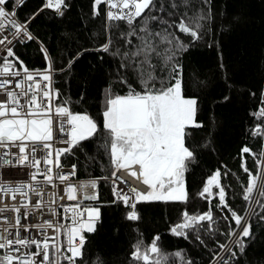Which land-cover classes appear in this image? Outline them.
I'll return each instance as SVG.
<instances>
[{
    "label": "trees",
    "instance_id": "trees-1",
    "mask_svg": "<svg viewBox=\"0 0 264 264\" xmlns=\"http://www.w3.org/2000/svg\"><path fill=\"white\" fill-rule=\"evenodd\" d=\"M65 2L67 8L60 16L55 9L44 7L46 0H24L22 5L10 0L7 6H17V17L27 22L35 40L16 44L14 56L7 60L20 71L22 61L32 72H43L50 61L54 89L59 93L56 105L67 102L65 106L73 113L87 114L97 124L96 133L60 157L62 166L75 165L79 177L99 180V199L94 205L101 220L94 232L85 235L77 264H141L132 258L135 245L142 242L143 250L155 237H159L157 243L167 264H211L223 250L220 245L233 238L228 233L237 229L228 208L218 207V187L212 186L211 197L200 195L207 180L219 170L228 206L245 217L250 203L243 195L249 176L242 164L253 175L261 172L253 156L242 149H251L256 159L264 152V138L252 134L257 126L264 128V119L254 115L264 100V0H188L187 4L184 0H154L155 9L146 10L144 16L156 17L147 21L149 30L168 35L172 41L161 43L159 37H153L160 52L152 60L156 87L161 81L165 87L175 83L173 77L178 75L183 96L196 101L199 126L185 130V146L194 154L186 161L183 177L187 202H137L136 221L126 218L130 209L113 193L114 166L103 111L106 90L126 95L131 85L142 91L133 71L136 65L122 59L123 53L134 51L140 41L132 36V44H126L122 34L127 36L128 26L124 22L107 24L104 4L99 6V15H94V0ZM200 15L205 18L198 19ZM181 20L193 27L199 23L200 39L180 32L177 25ZM143 25L144 18H138L137 30ZM138 35L144 33L138 31ZM177 38L185 48L177 46ZM109 40L110 50L100 51ZM117 50L119 55L114 54ZM209 210L216 221L215 231L210 232L204 221L203 228L188 230L187 238L172 234L171 228L181 222L185 211L198 216ZM247 222L251 229L250 236L244 238L243 251L234 243L219 264H264V209L260 204L254 205Z\"/></svg>",
    "mask_w": 264,
    "mask_h": 264
},
{
    "label": "snow or ice",
    "instance_id": "snow-or-ice-1",
    "mask_svg": "<svg viewBox=\"0 0 264 264\" xmlns=\"http://www.w3.org/2000/svg\"><path fill=\"white\" fill-rule=\"evenodd\" d=\"M14 4L22 5L23 0H13ZM188 0H184L187 4ZM8 0H0V32L6 31L7 26L14 29L13 36L26 37L28 40L35 39L27 30V22L19 23L14 17L15 11L9 12L4 7ZM105 4L107 6L108 21H123L129 28L125 38L126 44H132L130 37L136 36L140 41L135 46L134 51H125L122 59L128 60L129 65L135 64L133 71L137 74L142 91H136L129 85V91L126 95H113L110 90L105 93V108L103 111V128L108 133V148L114 166L113 176L116 172L124 169L129 171V175L134 178H142V183L147 186L146 192L131 189L133 193L129 196L127 192H118L113 188V193L118 200L123 201L124 205L130 209L126 218L130 221L139 219L136 211V204L140 201H181L187 202V192L184 185V173L187 170L186 161L194 158V154L185 146L186 128L194 124L195 105L194 99H186L182 94L181 80L177 76L173 79L175 83L156 87L157 77L155 76L156 65L152 63L154 55L159 57L160 52L154 36L160 38L161 43L171 44L172 41L168 35L160 33H152L148 26L149 19L156 17L144 16L146 10H154V0H94V15H99V6ZM176 5H173L175 7ZM45 8L55 9L56 14L63 16L64 10L67 8L65 0H46ZM43 10V9H41ZM144 18L143 27L135 26L137 18ZM200 15L198 19H204ZM162 23H167L162 21ZM180 32L191 36L193 39H200L197 29L201 27L199 23L195 27L185 23L183 20L177 25ZM144 33V35H138ZM12 41L3 36L0 38V44L11 43ZM111 40L105 43L100 51L108 52L110 50ZM177 46L185 48L182 41L177 38ZM45 57L47 58V52ZM115 55H119L117 50ZM7 56L12 57L14 53L11 49H7ZM18 61V57L16 58ZM168 60L171 57H167ZM20 70L13 71L15 65L5 59L4 65L0 68V77H19L15 84V88L20 91L8 90L11 81L3 79L0 81V90L6 93V100L0 101V149H7L0 155V163L14 166L13 160L6 159L12 155L15 158L16 165L36 168L37 172L32 173V179L35 181L37 175L45 177L47 182L55 187V180L61 183L68 181L70 175H75V165L72 172L65 174L62 170L53 174V166L61 169L60 157L65 153H71L72 147H75L78 141L91 137L96 133L97 124L87 114L73 113L70 108L65 106L67 102L53 107V99H59V93L51 87V62L48 67L40 72H30L22 61H19ZM125 65L122 63L121 67ZM173 71H176L174 68ZM39 78V79H37ZM43 83V87L41 86ZM122 83L127 80L121 78ZM23 101V102H21ZM262 107L254 114L256 119H264V100L261 101ZM54 118L57 121L58 131L66 134L69 139L64 141L69 147L58 148L53 154L52 145L48 143L53 139ZM199 126V125H196ZM254 136L264 138V128L257 126L253 133ZM27 142H31L30 144ZM15 147L18 153L13 154L11 149ZM48 150L43 157L45 168L41 171V160L36 158V151ZM243 153H250L257 165L261 166L259 175L253 173L242 164V168L249 176L248 185L244 189L243 199L246 202L260 204L264 209V152L260 154V159H256V154L251 149L245 147ZM54 155V159H53ZM133 166H138L139 171L131 170ZM219 170L207 180L206 186L200 195L203 197L206 193L209 197L213 196L212 186L219 188V205L218 207L228 208L231 217L235 222L236 229L228 233L230 236H237L234 243L244 249V238L250 236L251 225L247 222L246 217H242L233 211L225 200V190L219 183ZM42 183V182H38ZM97 181L90 180L81 182L77 185L67 184L65 194L69 201H77L78 191L82 193V200L94 201L98 198L96 193ZM29 192L35 193L39 197H43V192L39 186L33 184H20L13 187L0 180V194L5 197L10 196L12 200L17 199V194L25 197L28 202L21 201L19 204L11 206L5 204L0 207V215L7 212L15 214V225L17 229L14 239L7 236H0V250H6L0 255V264H75L77 258H82V249L85 244L84 232L95 231V221L99 219V209L95 207L85 206L82 210L80 204L77 203L70 207H65V219H71V226L63 224L57 226L51 220L44 224H34L41 232L47 229H53L57 235L44 239H21L19 229L29 230V226L21 225V209H24L23 218H27L30 212V206L39 210L42 200L36 204H32L28 198ZM63 197H61L62 199ZM55 201H50L54 203ZM211 203V200H209ZM49 211L52 215H58L54 208ZM71 215L68 216L67 214ZM225 220L228 217H224ZM5 221L7 217L5 216ZM208 222V230L215 231L213 225L216 223L211 210L201 215H189L185 211L182 220L171 228V232L176 236L187 238L188 230L194 228H203L202 222ZM231 227V225H229ZM5 231H8L5 229ZM63 232L66 237V244L59 242V236ZM11 236L12 233L8 232ZM199 238V237H197ZM159 237H155L150 246L144 247L142 250V242L135 245L132 258L141 264H167V256L162 253L158 245ZM35 245L36 251L24 252L20 255L22 248L31 249ZM222 249L227 248L226 244H221ZM66 251H62L65 249ZM230 250V249H229ZM67 253H71L68 255ZM181 256L180 253L176 254ZM235 255V253H233ZM39 258V262L37 260ZM182 259V257H181ZM186 264H191L187 261ZM227 264V262H226Z\"/></svg>",
    "mask_w": 264,
    "mask_h": 264
},
{
    "label": "built area",
    "instance_id": "built-area-1",
    "mask_svg": "<svg viewBox=\"0 0 264 264\" xmlns=\"http://www.w3.org/2000/svg\"><path fill=\"white\" fill-rule=\"evenodd\" d=\"M9 1L10 0H8V2ZM4 7L6 8L7 11H9V12L15 11V13H16L17 6L15 8H9L6 4ZM104 7H105V15H106L107 6L104 4ZM14 18L19 23H22L19 20V18L17 17V14L15 15ZM106 21H107V24H109L111 22H116V21H111V22L108 21L107 15H106ZM119 22H123V21H119ZM4 27L7 28V30L0 32V38H2L3 36H7L12 42L0 44V68L3 67L4 60L7 59V57H8L7 56V49L12 50L14 48V46L18 43H26V42L31 41V40H28L26 37H23L22 35L19 37L13 36L14 29L8 27L7 22H5ZM27 30L31 33V31L29 30L28 24H27ZM31 35L34 37V35L32 33H31ZM32 40H35V39H32ZM12 70L15 71V70H17V68L15 67ZM30 72H32V71H30ZM33 73H35V71ZM51 75H52L51 87L55 91L54 81H53L54 71L52 68H51ZM3 79H9L11 81V84L9 85L8 90H15L17 92L20 91L19 89L15 88V84L19 80V77H11V76L0 77V81H2ZM37 79H39V78H37ZM43 83H45V82H41L42 87H43ZM6 98H7L6 93L3 90H0V101H5ZM21 102H23V101H21ZM55 106H56L55 99H53V107H55ZM68 139H69V137L66 134L60 133L58 131L57 121L54 118L53 139L48 142L52 145V149H50V150L53 151V154L55 153V150L58 148L69 147L68 144L64 143V141H66ZM27 143L30 144L31 142H27ZM5 151H7V149H0V155H2ZM47 151L48 150H40V149H38L36 151V158L41 160V165H40L41 171L46 167L44 164V161H43V157ZM11 152L13 154H16V153H18V149L13 147L11 149ZM6 159L13 160L14 166H8V165L0 163V180H2L4 183L9 184L13 187L19 186L20 184H33L34 186H39L43 192L42 198L37 196L35 193H32V192H29V194H28V198H30L32 204H36L38 201H41V200H42V204H41V208L39 210L32 208L30 206V212H29V215L27 216L26 219L23 218L24 209L23 208L21 209V217H22L21 218V225L29 226L28 231H25L23 227H21L19 229L21 239L28 238L29 240L38 239V240L42 241L44 239L45 235H47L49 237L56 236L57 233L53 229H47L46 231L41 232L36 227H32V225L44 224L46 221L51 220L53 222V224H55L57 226H59L61 224L65 225V226H71V223H72L71 219H65V215H66L64 212L65 207H70V206H73L77 203L80 204L81 210L85 206L95 207L94 204L99 199V180L96 178H81V177H79L78 170L76 168H75V175H70V178L68 181L61 183L59 180H55L54 183L56 186L53 187L51 184H49L47 182L45 177L42 175H37L35 181L32 179V173L37 172L36 168L16 165L15 158L12 155L7 156ZM53 159H54V155H53ZM60 164H61V162H60ZM72 168L73 167L62 166L61 169H57L53 166V174L59 173L61 170L65 174H70L72 172ZM131 170L139 171V167L133 166V168ZM90 180L97 181V188L95 191L97 193L98 198L96 200H94V201L82 200V198H81L82 193H80L79 191H78L77 201H69L67 199V196L65 194V188H66L67 184L77 185L81 182L90 181ZM111 181L114 184V188H116V190L118 192H127L129 196L133 195V193L131 192V189H136V190L141 191V192L147 191V186L142 183V178L137 179V178L132 177L131 175H129L128 170L121 169V170L117 171L115 176H113L111 178ZM38 182H42V183H38ZM61 197H63V198L61 199ZM53 200L55 202L50 203V201H53ZM21 201H23L24 203L28 202V200L25 197L21 196L20 194H17V199L15 201L12 200L10 196L5 197L3 194H0V207L4 206L5 204H7L9 206H11L13 204H19ZM50 208H54L56 210V212L58 213V215H55V216L52 215L51 212L49 211ZM67 215L70 216L71 214L68 213ZM5 216L7 217V221H5ZM100 220H101V218L99 215V219L95 221V228H96L97 224L100 222ZM14 225H15V214L14 213L7 212L4 215H0V236H7L9 239H14L15 233L17 231V229L14 227ZM5 229H7L8 231H5ZM8 232H11L12 235L9 236ZM87 233L88 232H84L83 235L85 236ZM238 233H239V231H238ZM237 236H236L235 240L237 239ZM66 240H67L66 235L63 232H61V234L59 236V242L66 244ZM230 247H231V245L228 244L227 248H226L227 252L229 251ZM5 251L6 250H0V255H3L5 253ZM28 251L35 252L36 251L35 245H32L31 249L22 248L21 252L16 253V255H20V254H22L24 252H28ZM62 251H66V248L62 249ZM82 251H83V249H82ZM67 254L71 255V253H67ZM224 256L222 254H219V256L216 257L215 260L211 262V264H219L221 262V259ZM78 259L79 258L76 259L75 264H77ZM37 260L39 262V258H37ZM63 264H68V262L63 261Z\"/></svg>",
    "mask_w": 264,
    "mask_h": 264
},
{
    "label": "rangeland",
    "instance_id": "rangeland-1",
    "mask_svg": "<svg viewBox=\"0 0 264 264\" xmlns=\"http://www.w3.org/2000/svg\"><path fill=\"white\" fill-rule=\"evenodd\" d=\"M186 99H192V98H186ZM195 125H196V121H195V116H194V124L191 125V126H195ZM254 205H255V203H251V204L249 205L248 213H247L246 216H245L246 219L249 218V215H250V213L252 212V210H253V208H254ZM238 234H239V233H238V230H237V235H238ZM235 238H236V236H233V238H232V239L229 241V243H228L229 245H231V247H232L233 244H234ZM228 244H227V245H228ZM231 247H230V248H231ZM226 252H227V250H226V248H224V249L220 252V254H222V255L224 256L225 254H227ZM218 256H219V255H218ZM218 256H217V257H218ZM223 258H224V257H223ZM223 258H222V259H223ZM222 259H221V260H222ZM214 260H215V259H214ZM214 260H213V261H214Z\"/></svg>",
    "mask_w": 264,
    "mask_h": 264
}]
</instances>
